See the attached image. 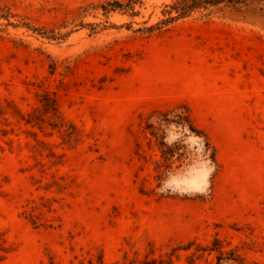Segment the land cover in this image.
<instances>
[{
	"label": "rangeland",
	"instance_id": "1",
	"mask_svg": "<svg viewBox=\"0 0 264 264\" xmlns=\"http://www.w3.org/2000/svg\"><path fill=\"white\" fill-rule=\"evenodd\" d=\"M104 1L0 0V264H264L260 4L145 34L165 0Z\"/></svg>",
	"mask_w": 264,
	"mask_h": 264
},
{
	"label": "trees",
	"instance_id": "2",
	"mask_svg": "<svg viewBox=\"0 0 264 264\" xmlns=\"http://www.w3.org/2000/svg\"><path fill=\"white\" fill-rule=\"evenodd\" d=\"M142 4H143L142 0H106L102 4H100V8L105 16H108L110 12H114V11H119L121 13L128 14L129 16H135L139 14V9L137 8V6L140 7ZM251 4H260V6H255V7H257L259 11L264 13V0H165L162 2V8L160 11L161 16L159 17V19L152 24L143 25L139 28H136V30L145 34L162 32L163 30L167 29L174 23L187 18H191L195 16L208 17L215 11H220L228 8L242 9ZM88 25L91 27L92 31H94L95 28L91 26L90 23H88ZM102 25L103 27H108V26H115L116 24L113 22H109V24H102ZM32 29L39 31L40 33L42 28L32 27ZM41 33L45 35L44 32L41 31ZM47 37L57 38V36H48V35ZM40 103L44 113H47L49 115H54L57 112L55 98L49 95L48 92H46L43 98L40 99ZM25 121L30 122L31 119L25 118ZM164 121H169V119L165 118ZM187 121L189 125L195 127L193 126L192 122L189 119ZM51 124L53 125V123ZM161 124L162 122H159L160 126ZM160 126H151L150 133L153 136H159L158 129L161 130ZM204 141L207 150L209 149L211 150L210 156L212 161H215V150L213 146L210 144L205 134H204ZM159 143L163 144V140H159ZM164 152L165 151L162 149V155L164 154ZM162 173L163 171L159 170V173L156 174L157 178L161 179ZM2 241L0 240V250L4 249ZM200 249L202 251L208 250L209 252L215 251L216 252L215 264H245V258L243 254L238 251V248L233 247L225 250L222 248L221 241L218 238L213 239L211 246L200 247ZM2 257L3 254H0V259Z\"/></svg>",
	"mask_w": 264,
	"mask_h": 264
}]
</instances>
